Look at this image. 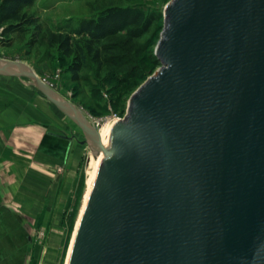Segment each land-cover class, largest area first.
I'll return each mask as SVG.
<instances>
[{
  "label": "water",
  "instance_id": "1",
  "mask_svg": "<svg viewBox=\"0 0 264 264\" xmlns=\"http://www.w3.org/2000/svg\"><path fill=\"white\" fill-rule=\"evenodd\" d=\"M163 15L161 67L102 141L0 58V76L30 80L99 156L67 264H264V0H171Z\"/></svg>",
  "mask_w": 264,
  "mask_h": 264
},
{
  "label": "rangeland",
  "instance_id": "2",
  "mask_svg": "<svg viewBox=\"0 0 264 264\" xmlns=\"http://www.w3.org/2000/svg\"><path fill=\"white\" fill-rule=\"evenodd\" d=\"M170 1L35 0L27 11L42 23L40 35L67 20H73L76 27L79 20L95 17L110 6H134L155 15L139 37L123 30L102 39L95 45L98 62L88 57L76 80L69 71L72 57L33 43L31 31L11 37L0 33V58L25 63L94 126H105L125 117L132 94L160 69L155 49L164 27V8ZM23 81L30 83L23 77L0 76V170H10L16 183L31 177L34 192L46 193L43 203L33 202L38 214L25 217L29 229L16 234V249L10 245L14 232L5 230L10 216L0 215V221L6 222L1 224L0 264H66L93 153L81 144V130Z\"/></svg>",
  "mask_w": 264,
  "mask_h": 264
},
{
  "label": "trees",
  "instance_id": "3",
  "mask_svg": "<svg viewBox=\"0 0 264 264\" xmlns=\"http://www.w3.org/2000/svg\"><path fill=\"white\" fill-rule=\"evenodd\" d=\"M34 2L0 0V33L11 37L31 31L33 43L57 48L65 57H72L69 71L73 80L77 79L88 57L98 62L99 50L95 45L102 39L123 30H127L132 37H139L155 19V15H147L138 7L110 6L95 17L79 20L76 27L73 20H67L65 25L55 26L47 34L40 35L42 23L35 14L27 11Z\"/></svg>",
  "mask_w": 264,
  "mask_h": 264
},
{
  "label": "crops",
  "instance_id": "4",
  "mask_svg": "<svg viewBox=\"0 0 264 264\" xmlns=\"http://www.w3.org/2000/svg\"><path fill=\"white\" fill-rule=\"evenodd\" d=\"M15 178V175H11L10 170L7 172H1L0 170V215L10 216L8 221L9 228H5V230L14 232L13 243L10 245L16 249L19 241L16 234L19 230L20 233L28 231L29 227L27 228V219L25 217H32L38 214L37 211H34L33 202L41 201L43 203L46 192H34L31 177L28 181L20 179L19 183H16ZM1 224H6V222L0 221V232L2 231ZM26 238L29 237L26 236Z\"/></svg>",
  "mask_w": 264,
  "mask_h": 264
},
{
  "label": "bare ground",
  "instance_id": "5",
  "mask_svg": "<svg viewBox=\"0 0 264 264\" xmlns=\"http://www.w3.org/2000/svg\"><path fill=\"white\" fill-rule=\"evenodd\" d=\"M26 79H27V78H26ZM29 81H30V80H29ZM23 82H24V81H23ZM44 82H45V81H44ZM24 83H26V82H24ZM45 83H46V82H45ZM26 84L33 85L31 81H30V83H26ZM46 84H47V83H46ZM47 85H48V84H47ZM33 86H34V85H33ZM34 87H35V86H34ZM35 88H36V87H35ZM36 89H37V88H36ZM51 89H52V88H51ZM37 90H38V89H37ZM38 91H39V90H38ZM48 102H49V101H48ZM50 103H51V102H50ZM110 123H111V121L107 122V123L105 124V126L103 125L102 127H99V128H97L96 125H95V127H96V129L98 130V133H99V135H100V139H101V141H102V139H103L104 132L106 131V129H107V127L109 126ZM98 158H99V156H96V157H93V156L91 157V156H90L89 165H91V170H90V173H89V175H88L87 188H88L89 181H90V179H91V177H92V175H93V173H94V171H95V169H96V167H97ZM87 188H86V192H85V197H84L83 205H82V208H81V210H80V212H79L78 220H77V222H76L75 229H74V232H73V235H72V239H71V243H70V246H69V249H68V255H67L66 264H67V261H68V257H69V253H70L71 245H72V243H73V239H74V236H75V232H76V229H77V226H78L79 220H80L81 215H82V212H83L84 203H85V198H86V193H87Z\"/></svg>",
  "mask_w": 264,
  "mask_h": 264
}]
</instances>
